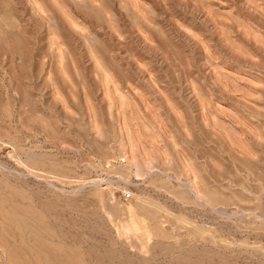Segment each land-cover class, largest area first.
<instances>
[{
    "label": "rangeland",
    "instance_id": "rangeland-1",
    "mask_svg": "<svg viewBox=\"0 0 264 264\" xmlns=\"http://www.w3.org/2000/svg\"><path fill=\"white\" fill-rule=\"evenodd\" d=\"M0 264H264V0H0Z\"/></svg>",
    "mask_w": 264,
    "mask_h": 264
},
{
    "label": "bare ground",
    "instance_id": "bare-ground-1",
    "mask_svg": "<svg viewBox=\"0 0 264 264\" xmlns=\"http://www.w3.org/2000/svg\"><path fill=\"white\" fill-rule=\"evenodd\" d=\"M191 192V191H190ZM192 195H193V193H192Z\"/></svg>",
    "mask_w": 264,
    "mask_h": 264
}]
</instances>
